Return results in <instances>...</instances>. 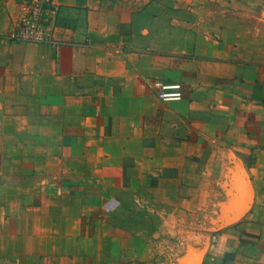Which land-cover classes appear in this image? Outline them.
I'll return each mask as SVG.
<instances>
[{
    "label": "crops",
    "instance_id": "1",
    "mask_svg": "<svg viewBox=\"0 0 264 264\" xmlns=\"http://www.w3.org/2000/svg\"><path fill=\"white\" fill-rule=\"evenodd\" d=\"M22 1L0 264H264V0H55L58 48L11 39Z\"/></svg>",
    "mask_w": 264,
    "mask_h": 264
},
{
    "label": "built area",
    "instance_id": "2",
    "mask_svg": "<svg viewBox=\"0 0 264 264\" xmlns=\"http://www.w3.org/2000/svg\"><path fill=\"white\" fill-rule=\"evenodd\" d=\"M24 15L19 19L10 37L14 41L51 43L55 48L59 42L54 39V20L57 7L55 0H23ZM164 99L170 97L161 92Z\"/></svg>",
    "mask_w": 264,
    "mask_h": 264
}]
</instances>
